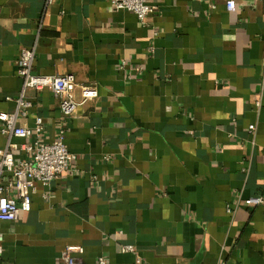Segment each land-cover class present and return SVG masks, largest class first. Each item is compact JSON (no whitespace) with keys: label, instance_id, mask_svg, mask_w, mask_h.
Returning <instances> with one entry per match:
<instances>
[{"label":"crops","instance_id":"crops-1","mask_svg":"<svg viewBox=\"0 0 264 264\" xmlns=\"http://www.w3.org/2000/svg\"><path fill=\"white\" fill-rule=\"evenodd\" d=\"M236 1L149 0L142 23L109 0H0V112L16 110L37 39L36 73L99 88L67 121L71 171L0 219V264H61L68 245L82 264H264V205L244 204L264 195V0ZM27 99L18 125L41 116L52 141L58 98Z\"/></svg>","mask_w":264,"mask_h":264},{"label":"built area","instance_id":"built-area-1","mask_svg":"<svg viewBox=\"0 0 264 264\" xmlns=\"http://www.w3.org/2000/svg\"><path fill=\"white\" fill-rule=\"evenodd\" d=\"M109 1L118 10L124 9L135 13L142 23H146L159 9L149 0ZM225 1L229 10L237 9L236 0ZM37 47L38 39L33 45L24 47L21 51L17 66L18 73L23 79L22 89L17 97H8L16 101V110L0 112V134L8 137L6 146L0 150V219L3 221H18L22 211L31 210L32 194L38 181L52 185L58 178L71 171L77 155L70 150L66 142L67 121L77 115L82 101H94L99 97L96 83H79L71 73L48 75L36 73ZM29 89L37 91L49 89L59 100L62 118L57 127V134L50 142H45L41 138L46 127L43 117L38 116L33 127L18 125L19 116L26 115L32 106L27 99ZM257 104L260 106L261 100ZM14 137L33 140L15 143L12 140ZM18 150L24 153L22 158L16 156ZM244 204L248 207L264 205V195L249 197ZM228 210L233 211L231 206H228ZM2 240L3 236L0 233V242ZM120 249L124 253H135L137 246L125 243ZM83 252L82 245H68L62 253L61 264H82L77 254ZM99 262L106 264L108 261L102 256Z\"/></svg>","mask_w":264,"mask_h":264}]
</instances>
